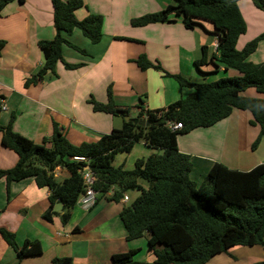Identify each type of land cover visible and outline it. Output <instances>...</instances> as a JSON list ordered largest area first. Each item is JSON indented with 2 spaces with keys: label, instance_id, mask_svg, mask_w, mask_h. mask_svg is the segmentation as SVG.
Wrapping results in <instances>:
<instances>
[{
  "label": "crops",
  "instance_id": "0c3cea01",
  "mask_svg": "<svg viewBox=\"0 0 264 264\" xmlns=\"http://www.w3.org/2000/svg\"><path fill=\"white\" fill-rule=\"evenodd\" d=\"M170 2L83 0L82 6L74 11L75 16L82 19L88 13L101 14L100 41L92 43L75 28L67 37L87 53L66 45L62 53L65 61L82 62V65L66 68L58 61L55 74L48 72L43 80L28 86L24 85V80L36 72L43 61L38 41L52 39L55 34L51 0L7 3L0 12V40H4L0 50V124L10 123L14 132L40 144L50 136L53 123H56L71 143L79 144L95 141L112 127L122 124V117L93 111L88 102L91 97L106 102L108 85L116 104L129 108V116L133 117L140 107L161 108L192 92L193 88L181 87L175 78L161 70L139 68L135 59L141 53L164 71L180 73L191 81H212L220 72L237 75V71L225 70L222 66L213 71L212 64L203 65L200 70L195 67L194 59L199 56L201 46L214 51L217 45V36L207 21H201V25L193 28H186L180 17L142 26L130 24L131 18L159 11ZM237 5L246 23V30L236 43V48L241 49L264 32V10L257 8L251 0H238ZM114 36L126 39H115ZM247 60L252 63L264 61V37ZM243 94L263 97L253 87L244 90ZM251 119L250 111L233 108L228 116L210 126L195 127L177 135L179 151L191 156L190 178L200 183L214 162L241 171L264 163V137L254 149L251 148L259 132L258 125L250 123ZM151 152L144 140H139L129 152L116 153L112 163L132 169L136 159L146 158ZM17 159L13 150L2 145L0 132V170L14 166ZM31 162L39 165L34 158ZM53 174L59 180L68 176L66 169L60 167H56ZM139 183L147 187L145 181ZM114 189L116 186L98 195L96 203L89 209L75 204L63 223L59 202L53 205L57 214L51 221L42 217L49 204L47 187H38L33 177L9 183L0 177V227L13 232L18 245L25 240H37L41 246L40 254L18 259L0 236V260L6 264H52L53 257L68 256L77 263L113 264L112 254L136 249L141 253L133 255L135 261H152L154 255L145 250L142 240L127 239L119 217L122 207L131 204L139 191L128 190L118 201L109 200ZM143 236L147 237L146 234ZM226 252L232 259L217 253L204 264H234L232 260L242 255L246 256L243 264L264 260V244L235 245Z\"/></svg>",
  "mask_w": 264,
  "mask_h": 264
},
{
  "label": "trees",
  "instance_id": "16d2710c",
  "mask_svg": "<svg viewBox=\"0 0 264 264\" xmlns=\"http://www.w3.org/2000/svg\"><path fill=\"white\" fill-rule=\"evenodd\" d=\"M11 1L24 0H0V12ZM170 1L159 11L131 18L130 24L142 26L180 17L186 28H193L201 25V21H207L217 36V45L214 51L202 45L199 56L194 59L195 67L200 70L201 66L212 64L213 71L222 66L225 70L237 71V75L212 81H191L180 73L164 71L158 63H153L141 53L135 59L139 68L161 70L175 78L181 87L193 88L192 92L161 108L140 107L133 117L129 116V108L116 104L108 85L106 102L92 97L88 102L93 111L122 117V124L91 142L71 143L53 123L50 136L37 144L14 132L10 123L0 124L2 145L18 156L14 166L0 170V177H4L6 183L33 177L38 187H47L49 204L42 214L47 221L57 214L53 209L56 202L61 204V221L65 223L68 220L78 195L83 191L80 171L86 164L97 176L94 188L99 196L109 192L113 186L116 189L108 196L113 201L121 199L125 191H139L131 204L122 207L119 217L127 239L147 235L146 249L154 259L150 262L135 261L133 255L137 250L129 249L112 254L113 264H204L232 246L264 244V163L241 171L214 162L197 184L190 178V154L179 151L177 146V135L195 127L210 126L228 116L233 108L250 111V123L259 127L251 148L254 149L264 137V61L252 63L247 60L264 37V32L237 49V39L246 30L238 0ZM251 1L264 10V0ZM51 4L55 34L52 39L38 41L43 61L36 72L26 77L25 86L43 80L48 72L55 74L58 61L66 68L82 65V62L65 61L62 53L64 45L87 53L67 37L75 28L92 43H97L102 37L101 14L88 13L82 19L75 16L74 11L82 6L83 0H51ZM3 45L4 40H0V50ZM249 87L255 88L263 97L244 95V90ZM126 115L128 119L124 118ZM132 118L145 120L147 124L134 122ZM172 121L181 122L182 127L173 129L170 126ZM139 140H144L152 152L146 158L136 159L132 169L114 166L115 154L129 152ZM46 142L50 146H46ZM74 156L85 157L87 163L74 159ZM33 158L39 165L31 162ZM56 167L66 169L68 176L57 179L53 174ZM141 180L146 182V188L139 183ZM0 236L18 259L41 253L37 240H25L18 245L15 234L3 227H0ZM51 263L83 264L68 256L53 257ZM0 264L6 263L0 260ZM250 264H264V260Z\"/></svg>",
  "mask_w": 264,
  "mask_h": 264
},
{
  "label": "built area",
  "instance_id": "2783aa9c",
  "mask_svg": "<svg viewBox=\"0 0 264 264\" xmlns=\"http://www.w3.org/2000/svg\"><path fill=\"white\" fill-rule=\"evenodd\" d=\"M170 126L173 129H178L182 127V124L181 122L172 121L170 122ZM74 159L82 160L87 163V159L82 156H74ZM80 174L83 183V191L78 195L76 204L80 205L84 209H89L96 203L97 197L99 195L98 191L94 188L97 176L87 164L80 171Z\"/></svg>",
  "mask_w": 264,
  "mask_h": 264
},
{
  "label": "rangeland",
  "instance_id": "374dc122",
  "mask_svg": "<svg viewBox=\"0 0 264 264\" xmlns=\"http://www.w3.org/2000/svg\"><path fill=\"white\" fill-rule=\"evenodd\" d=\"M219 74H222V75H219ZM215 76H216V79H218L220 77H227L228 75L226 73H221L220 72L218 74H215ZM230 76H232V75H230ZM123 154H125V153H123ZM135 240H138V241L139 240H142V242H144L145 243V246H146V236H142V237L136 238ZM145 250H146V248H145ZM140 253H141L140 251H137L135 253L134 257L137 256V255H139ZM220 254H226L227 255V252L226 251H223V253H220ZM233 255L235 256V254H233ZM222 256H224V255H222ZM227 256L230 257L229 255H227ZM230 258L232 259V257H230ZM245 261H246V256H244V255H242V256H236L235 259L232 260V262H234V264H237V263L243 264V263H245ZM210 264H213V263H210Z\"/></svg>",
  "mask_w": 264,
  "mask_h": 264
},
{
  "label": "water",
  "instance_id": "95a60500",
  "mask_svg": "<svg viewBox=\"0 0 264 264\" xmlns=\"http://www.w3.org/2000/svg\"><path fill=\"white\" fill-rule=\"evenodd\" d=\"M124 118H125V119H128L129 116L126 115ZM132 120H133L134 122H139V123L142 124V125L147 124V121H145V120H138V118H132Z\"/></svg>",
  "mask_w": 264,
  "mask_h": 264
}]
</instances>
